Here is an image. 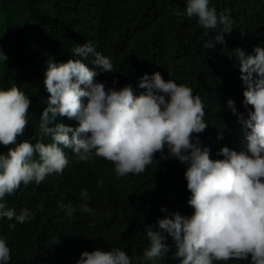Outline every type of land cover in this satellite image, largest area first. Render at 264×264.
Instances as JSON below:
<instances>
[{"label": "trees", "instance_id": "16d2710c", "mask_svg": "<svg viewBox=\"0 0 264 264\" xmlns=\"http://www.w3.org/2000/svg\"><path fill=\"white\" fill-rule=\"evenodd\" d=\"M0 264H264V0H0Z\"/></svg>", "mask_w": 264, "mask_h": 264}]
</instances>
